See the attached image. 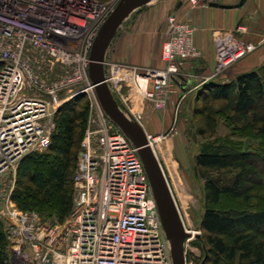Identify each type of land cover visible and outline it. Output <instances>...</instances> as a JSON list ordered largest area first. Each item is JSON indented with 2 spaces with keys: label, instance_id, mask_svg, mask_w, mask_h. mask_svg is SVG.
I'll return each instance as SVG.
<instances>
[{
  "label": "built area",
  "instance_id": "obj_1",
  "mask_svg": "<svg viewBox=\"0 0 264 264\" xmlns=\"http://www.w3.org/2000/svg\"><path fill=\"white\" fill-rule=\"evenodd\" d=\"M119 1L0 0V177L30 154L49 149L56 115L66 104L84 97L90 105L73 206L64 223L51 226L36 212L19 209L15 178L0 184V221L11 264H173L140 149L109 119L91 85L92 49ZM168 23L163 68L105 58V82L122 112L139 126L133 99L165 108L185 65L202 56L191 24L175 15ZM246 30L240 25L220 41L216 74L264 43H245ZM148 136L150 146L157 138ZM185 228L191 234L186 264H196L187 251L197 233Z\"/></svg>",
  "mask_w": 264,
  "mask_h": 264
},
{
  "label": "trees",
  "instance_id": "obj_2",
  "mask_svg": "<svg viewBox=\"0 0 264 264\" xmlns=\"http://www.w3.org/2000/svg\"><path fill=\"white\" fill-rule=\"evenodd\" d=\"M205 90L196 167L204 182L202 228L209 262L264 264V64ZM89 107L79 97L56 115L46 171L35 165L36 156L20 164L13 195L19 209L40 217L55 213L60 224L68 218ZM0 264H11L1 221Z\"/></svg>",
  "mask_w": 264,
  "mask_h": 264
},
{
  "label": "rangeland",
  "instance_id": "obj_3",
  "mask_svg": "<svg viewBox=\"0 0 264 264\" xmlns=\"http://www.w3.org/2000/svg\"><path fill=\"white\" fill-rule=\"evenodd\" d=\"M98 1L101 3H107L111 0ZM151 7L152 6L147 5L136 10L128 18L131 19L126 26H130L133 17H138L140 14L148 12ZM179 21L182 20L179 19ZM169 31L170 28L168 31H163V37L165 38L163 39V42L161 41V49L168 37ZM247 32L248 29L246 30V33ZM262 40H264V33L259 36L257 41H247L244 39V42L259 44ZM158 43L159 42L157 41L154 47V50L157 52L159 50L158 48H160ZM199 59H204V57L200 56ZM210 60L211 61L208 64L209 70H193L189 73L185 71V69L181 71L177 81H180L185 85L183 88H185L187 92L183 90V93L181 95L179 94V97H175L173 102L169 103L165 108L156 109L151 103L144 101L141 98L136 97L133 99V104L136 106H134L135 110L138 113V119L142 123V127L140 126V128L143 131L152 134L154 137L159 138L154 140L156 157L161 164L163 172L174 194L184 223L190 231L197 233L195 240L190 242L187 251L189 260L196 264H212L209 262L210 257L205 243V232L202 228V217L204 213V182L198 176V169L196 167V156L200 152V146L202 143L201 137L198 134V127L201 126V123L203 122V116L201 114L203 107V94L206 92V87L212 82H225L234 79L239 75L238 73L241 72V67L247 65L250 61L254 63L257 61V68L261 67L264 64V43L261 46H258L255 52L243 57L239 62L231 65L221 74H216L215 71L218 57H210ZM164 66V63H162L159 67H147V69L163 68ZM142 73L147 74V71H143ZM197 89H200L199 92ZM126 90L133 96L134 92L132 88L127 87ZM195 90H197L196 95H194ZM136 99L141 101L137 102ZM84 132L85 129L83 130V134ZM80 151L81 149L79 150V155ZM48 153V150L34 152L26 158L36 156L38 161H35V165H37V167L40 166L43 171H46L48 165L45 163V156ZM26 158H24L22 162ZM20 164L15 167V169H12L1 176L0 184L9 179L15 178L16 190ZM54 214L55 213H52L49 217L42 215L43 217L41 216V219L44 218V220H42L43 222L53 226L58 223L57 217ZM197 236H199L200 239L197 238Z\"/></svg>",
  "mask_w": 264,
  "mask_h": 264
},
{
  "label": "crops",
  "instance_id": "obj_4",
  "mask_svg": "<svg viewBox=\"0 0 264 264\" xmlns=\"http://www.w3.org/2000/svg\"><path fill=\"white\" fill-rule=\"evenodd\" d=\"M241 1H154L148 4V6H152L148 12L132 18L129 27L126 25L131 18L123 23L109 47L107 58L130 67H159L163 63L160 46L161 41L163 42L165 38L163 31H168L170 28L167 21L168 17L176 15L178 19L195 28V43L204 57V59L188 62L185 65V71L189 73L193 70H209L210 57L217 55L220 41L227 34L235 32L240 25L244 24L248 29L246 35H243L247 41H257L259 36L264 33V0H245L240 5ZM157 41L160 47L158 52L154 50ZM255 62L257 63V61ZM256 63L250 61L241 67V72L238 74L254 70L258 66ZM183 87L185 85L182 82L175 81V92L169 103L173 102L175 97H179L183 90L186 91ZM197 90H195L194 95H196Z\"/></svg>",
  "mask_w": 264,
  "mask_h": 264
},
{
  "label": "water",
  "instance_id": "obj_5",
  "mask_svg": "<svg viewBox=\"0 0 264 264\" xmlns=\"http://www.w3.org/2000/svg\"><path fill=\"white\" fill-rule=\"evenodd\" d=\"M157 0H120L101 29L91 53L90 78L100 104L109 119L140 149V156L152 186L164 232L171 246L173 264H186L185 243L191 234L186 231L177 202L159 160L148 144L146 135L131 117L119 108L105 82L104 62L118 30L138 9ZM245 0H242L240 5ZM197 238L200 239L199 236Z\"/></svg>",
  "mask_w": 264,
  "mask_h": 264
},
{
  "label": "bare ground",
  "instance_id": "obj_6",
  "mask_svg": "<svg viewBox=\"0 0 264 264\" xmlns=\"http://www.w3.org/2000/svg\"><path fill=\"white\" fill-rule=\"evenodd\" d=\"M145 133V132H144ZM150 133H148V135H149ZM145 135H146V138H148L149 136L145 133ZM154 139H156V138H154ZM158 139V138H157ZM150 147H151V149H152V151H153V153L155 154V156H157L156 155V153H155V149H154V144L152 143L151 145H150ZM174 195V194H173ZM181 213V212H180Z\"/></svg>",
  "mask_w": 264,
  "mask_h": 264
}]
</instances>
